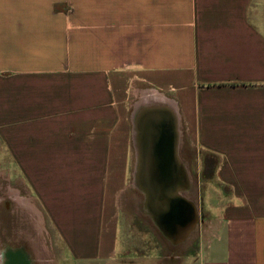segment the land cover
<instances>
[{
    "label": "crops",
    "instance_id": "1",
    "mask_svg": "<svg viewBox=\"0 0 264 264\" xmlns=\"http://www.w3.org/2000/svg\"><path fill=\"white\" fill-rule=\"evenodd\" d=\"M164 103L231 196L199 251L139 264H264V0H0V233L11 214L33 244L37 213L73 260L138 264L117 204L140 192L133 113ZM154 226L171 249L196 228Z\"/></svg>",
    "mask_w": 264,
    "mask_h": 264
},
{
    "label": "rangeland",
    "instance_id": "2",
    "mask_svg": "<svg viewBox=\"0 0 264 264\" xmlns=\"http://www.w3.org/2000/svg\"><path fill=\"white\" fill-rule=\"evenodd\" d=\"M182 139L185 143V147L182 148V154H184V156H189V160H191L190 164L186 166L191 169L195 177L189 180L190 191L188 198L198 205L201 212V221L198 224L195 234L188 238L185 244L182 245L183 247L178 246L175 249L166 248L165 245L167 246L168 243L166 242L168 241L161 236V233L154 226V221L145 208L144 195L132 189L127 191L120 197L119 203L117 204L119 218L121 220L118 237L119 247L126 252V249L129 247L128 243L131 242V248L129 247L128 250L131 252L134 261L138 264L144 261L143 256V258L139 260L138 256L142 255L139 252L152 253L154 251H159V248L164 254L168 252L195 253L199 251L200 248L208 242L211 235L218 229V223L224 216L225 206L230 199L231 187L222 184L221 181H218L214 177L216 160L214 161L213 159V162L209 163V166H206L204 158L207 154L200 151L201 149L197 150L193 148L189 144L190 142L186 133H182ZM134 159L135 152L134 148H132V161H134ZM133 163L131 164V168L134 166ZM128 181L132 182L135 185L134 187H136L133 176H131ZM38 217L39 215L36 213L35 236L33 244H30L31 255L36 264H83L84 262L73 260L72 257L64 251L62 245L58 244V239L53 229L50 231L51 235L48 236L49 229H42V224L38 220ZM125 221H127V225ZM8 236L15 239L11 233H9V230L5 231V235H2V233L0 234V258H4V253L2 255L1 250H5L3 239L9 238ZM134 236L139 239H133ZM134 240H136V242L144 241L146 243L144 247L145 250L136 249L140 244H134ZM160 241L162 242L163 249ZM119 254L123 256V254Z\"/></svg>",
    "mask_w": 264,
    "mask_h": 264
},
{
    "label": "water",
    "instance_id": "3",
    "mask_svg": "<svg viewBox=\"0 0 264 264\" xmlns=\"http://www.w3.org/2000/svg\"><path fill=\"white\" fill-rule=\"evenodd\" d=\"M132 122L138 156L142 155L140 148L144 150L142 161L136 165V187L144 195L145 208L163 234L176 243L182 242L197 225L199 213L197 205L184 196L190 185L184 178L179 157L176 110L165 104L139 106ZM1 264L33 263L21 251H13Z\"/></svg>",
    "mask_w": 264,
    "mask_h": 264
},
{
    "label": "flooded vegetation",
    "instance_id": "4",
    "mask_svg": "<svg viewBox=\"0 0 264 264\" xmlns=\"http://www.w3.org/2000/svg\"><path fill=\"white\" fill-rule=\"evenodd\" d=\"M140 140H141V138H140ZM139 145L140 146H142V143L139 141ZM182 148L181 149H179V154H180V156H181V153H182ZM134 152H135V162H138V159L140 160V161H142V156L144 155V150H142V148H140V152H141V157L140 156H138V152H137V148L136 147H134ZM146 159H148V158H146ZM148 161V160H147ZM137 164V163H136ZM136 164L134 165L135 166V168H136ZM136 174H137V172H136V170H135V173H134V175H133V178H135V176H136ZM135 180V179H134ZM141 193V192H140ZM188 195H189V193H188ZM8 204H10V201L9 200H7L6 201V206H8ZM7 217L8 218H6L5 219V222L7 223V225H8V230H9V233H11V235L15 238V239H13L11 236L9 237V238H4L3 239V241H4V244H5V250L4 249H2L1 250V254L3 255V253H4V258H0L1 260H0V262L2 263V260L3 259H5V257L7 256V255H9V253H11V252H13V251H21L24 255H26V256H28V258L32 261V263L33 264H36V262H35V260L33 259V256L31 255V247H30V244H32L31 243V241H28L26 238H22V239H20L19 241H17V234L14 232V231H16V229H15V225L17 224V222L15 221V220H12L11 219V214L10 215H7ZM201 213H200V217L198 218V223H197V225H196V228L193 230V232H192V234L191 235H193V234H195V232H196V230H197V228H198V224L200 223V221H201ZM195 231V232H194ZM1 234V233H0ZM3 235V234H2ZM190 235V236H191ZM190 236L188 237V238H190ZM20 237H22V236H20ZM3 241H2V243H3Z\"/></svg>",
    "mask_w": 264,
    "mask_h": 264
},
{
    "label": "trees",
    "instance_id": "5",
    "mask_svg": "<svg viewBox=\"0 0 264 264\" xmlns=\"http://www.w3.org/2000/svg\"><path fill=\"white\" fill-rule=\"evenodd\" d=\"M204 159H205V162L208 163V164L211 163V162H213V159H214V161L216 160V165L219 162L218 161L219 160L218 157H216L215 155H207Z\"/></svg>",
    "mask_w": 264,
    "mask_h": 264
},
{
    "label": "bare ground",
    "instance_id": "6",
    "mask_svg": "<svg viewBox=\"0 0 264 264\" xmlns=\"http://www.w3.org/2000/svg\"><path fill=\"white\" fill-rule=\"evenodd\" d=\"M149 93V92H148ZM145 96V95H144ZM143 96V97H144ZM147 97V96H146ZM147 99V98H146ZM149 99V98H148ZM154 100V99H153ZM159 100V99H158ZM169 100V99H168ZM165 104V103H164ZM148 106V105H147ZM178 131V130H177ZM180 140V139H179ZM136 142V141H135ZM138 161H139V159H138ZM145 199V198H144ZM141 205H142V203H141ZM195 232V231H194ZM41 251V250H40ZM43 252V251H42ZM44 256V255H43Z\"/></svg>",
    "mask_w": 264,
    "mask_h": 264
}]
</instances>
